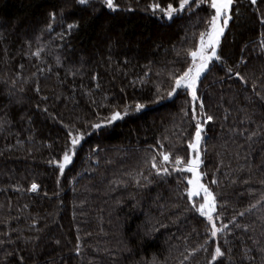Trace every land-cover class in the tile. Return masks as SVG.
<instances>
[{
    "label": "trees",
    "instance_id": "16d2710c",
    "mask_svg": "<svg viewBox=\"0 0 264 264\" xmlns=\"http://www.w3.org/2000/svg\"><path fill=\"white\" fill-rule=\"evenodd\" d=\"M114 4L0 0V264H264V0H233L195 100L168 93L211 0ZM199 124L216 238L189 197Z\"/></svg>",
    "mask_w": 264,
    "mask_h": 264
},
{
    "label": "snow or ice",
    "instance_id": "6c2138e0",
    "mask_svg": "<svg viewBox=\"0 0 264 264\" xmlns=\"http://www.w3.org/2000/svg\"><path fill=\"white\" fill-rule=\"evenodd\" d=\"M81 4H86L88 0H78ZM106 6L109 9H114L116 5L114 4V0H104ZM191 2V0H180L179 10L183 11L186 6ZM233 0H211V7L215 9V15L212 17L210 21V29L204 34L200 35V45L198 50L192 51L190 53L192 57V66L187 69L179 78L175 79V86L172 91L168 93V96L171 97L175 94L176 89L180 88H190L192 90V97L196 99V84L199 80L201 74L208 68L209 62L215 58L219 60L220 57L217 55V47L220 42V37L223 35L224 28L227 27L228 18H229V10L232 5ZM255 2V0H253ZM154 8L156 6H153ZM177 12V9L173 8L171 5L168 6L167 16L169 19L172 18L173 14ZM223 18V26H221L220 21ZM206 35V38H205ZM209 50H211L209 52ZM145 107L143 104H137L136 110L140 111ZM202 107V105H201ZM124 115H127V111L124 112ZM122 114L120 112L114 113L109 122L115 121L117 119H122ZM208 120H211L212 117H207ZM96 128H100L101 125H95ZM201 139V128L197 126V130L195 132V142L190 145V147L194 150H197L200 144ZM78 142V138H73L71 143L75 145ZM71 157L68 153L64 155V161H70ZM170 155L163 154V162H169ZM183 161L177 158L175 160L176 165L182 164ZM199 155L197 154L195 158L191 159L186 165L185 170L189 173H193L195 179H190L188 183L192 185V191L189 193L190 196H198L201 192H203L204 202L199 205L198 211L201 215L207 217L208 221L211 223L212 228V236H216L218 232L222 231L221 228H217L216 223L213 219V212L215 211V198L212 192L205 187L204 184L200 183L201 174L197 171L199 167ZM154 168L157 167L156 163L153 162L152 165ZM64 164L60 165L61 170H63ZM159 171V169H158ZM167 171V169H165ZM215 183V181H213ZM37 186L35 184L32 185V190L35 191ZM195 206V205H194ZM223 252L219 247L215 249V255L213 256V260L216 257L222 256Z\"/></svg>",
    "mask_w": 264,
    "mask_h": 264
},
{
    "label": "rangeland",
    "instance_id": "374dc122",
    "mask_svg": "<svg viewBox=\"0 0 264 264\" xmlns=\"http://www.w3.org/2000/svg\"><path fill=\"white\" fill-rule=\"evenodd\" d=\"M255 1H256V0H255ZM232 4H233V2H232ZM231 7H232V5H231ZM231 7H230V10H231ZM213 10H214V15H215V9H213ZM230 10H229L228 23H229V19H230ZM178 12H181V10L177 9V12L173 14L172 18H173ZM166 13H167V10L164 11L163 16H164L165 18H167L168 20H171L172 18L169 19ZM220 24H221V26H223V18L221 19ZM227 25H228V24H227ZM225 29H226V27L224 28L223 35H224V32H225ZM223 35H222V36H223ZM222 36L220 37V41H221ZM219 44H220V42H219ZM218 47H219V45H218ZM218 47H217V52H218ZM210 51H211V50H209V52H210ZM214 60H216V59L213 58V60H211V61L209 62V65H210V63H211L212 61H214ZM209 65H208V67H209ZM207 69H208V68H207ZM207 69L201 74L200 78H201L202 75L207 71ZM200 78H199V80H200ZM199 80L197 81V84H196V92H197V89H198V83H199ZM186 89H188V90L190 91L191 95H192V90H191L190 88H186ZM118 120H120V119H117V120L112 121V122H108V124H113V123H115V122L118 121ZM198 126L201 128V139H200V144H199V147H198L197 150H194V149L191 148V159L195 158L197 154L199 155L200 163H199V167H198L197 171L201 174V180H200V183H202V184L205 185V183H204V181H203L202 171L200 170V168H201V166H202V163H203V150H202V148H203V142H204V127H203L202 124H199ZM194 142H195V139H194ZM194 142H193V143H194ZM80 143H81V139H78V142H77L75 145H72V148L69 150L68 155L71 157L70 161L65 162V161H64V157H63L62 160L60 161V163H59V168H60V165H61V164H64L63 170H61V168H60L61 172H64L68 167L71 166V164H72V162H73V159H74V156H75V151H76V149L79 147ZM189 174H190V178H189V180H190V179H195V176H194L193 173H189ZM205 187H207V186L205 185ZM207 188H208V187H207ZM208 189H209V188H208ZM209 190H210V189H209ZM191 191H192V185L189 184V193H190ZM189 197H190V199H191L193 202L198 203V204H197V207H198V208H199V205H200L201 203L204 202L203 192H201L200 195H198V196H190V195H189ZM215 214H216V202H215V211L213 212V219H214V221H215ZM202 216L208 221V219H207L206 216H204V215H202ZM208 222H209V221H208ZM215 223H216V222H215ZM209 224L211 225L210 222H209ZM216 226H217V225H216ZM217 228H219V227L217 226ZM219 233H220V232L217 233V235L215 236V238L218 236Z\"/></svg>",
    "mask_w": 264,
    "mask_h": 264
}]
</instances>
